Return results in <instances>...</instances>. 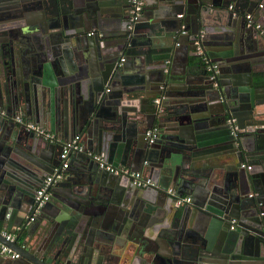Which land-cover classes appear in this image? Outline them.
<instances>
[{"label": "water", "instance_id": "1", "mask_svg": "<svg viewBox=\"0 0 264 264\" xmlns=\"http://www.w3.org/2000/svg\"><path fill=\"white\" fill-rule=\"evenodd\" d=\"M231 1L144 0L142 13L130 22L129 0H0V105L43 122L62 141L81 133L93 154L143 170L159 185L138 187L127 176L99 168L86 153L70 151L71 160L77 155L98 167L87 178L88 186L99 183L100 203L89 191L73 195L61 189L69 184L63 176L34 217L50 216L38 222L45 231L35 238L37 224L29 223L35 193L59 166L62 141L43 147L40 137L11 119L13 111L0 112V218L16 230L22 222L16 210L20 202L28 205L14 239L0 235L19 256L0 254V264H84L79 249L93 243V232L107 227L127 253L140 256L134 264H264V17H253L262 31L246 25L245 18L259 3L258 12H264V0H242L247 9L238 13L229 8ZM99 10L120 17L125 31L118 37L122 47L105 49L101 63L92 67L84 52L95 45L92 28L101 29ZM178 13L182 16L175 17ZM198 48L217 64L215 80ZM19 51L30 54L23 75L19 59H13ZM136 56L140 63L129 74ZM85 61L89 72L82 68ZM70 65L80 66V72L71 77ZM161 93L178 101L163 98L165 114L150 101ZM155 117L160 130L148 142L145 133ZM231 118L234 122H228ZM168 186L175 195L166 192ZM184 193L191 202L176 206L175 196ZM171 215L176 223L168 226ZM186 217L190 230L174 229ZM197 218L214 219L217 228L198 229ZM149 228L157 230L152 242ZM214 237L223 247L213 246ZM186 240L199 250L185 255L192 249ZM103 248L108 261L130 258L126 250ZM186 257L192 261L181 262Z\"/></svg>", "mask_w": 264, "mask_h": 264}, {"label": "crops", "instance_id": "2", "mask_svg": "<svg viewBox=\"0 0 264 264\" xmlns=\"http://www.w3.org/2000/svg\"><path fill=\"white\" fill-rule=\"evenodd\" d=\"M80 1L83 2V3H87L88 2V0H80ZM147 1H149L151 3V2H153L155 0H147ZM230 3L233 4L231 9H233V7H235V10L237 11L236 13H238V10L246 12L247 6L244 5V1L240 0L239 3L237 4L234 0H232ZM258 5H256V7H255L254 11L252 12V14L255 17V19H260L261 20V18L264 17V12L263 11L258 12V10L260 8ZM179 14L180 13L175 14L174 16L175 17H179ZM233 14H235V12ZM98 18H99V21H100V26L99 27L101 29L92 28L93 31H97V38L95 40V45H93L88 51L86 50L84 52L85 60H89L91 65H92V67L94 65H96V64L99 65L101 63V59L100 58H101V55H103V52H104L105 49L111 51L112 48H115V46H117L118 48L122 47L120 45V41H118V37L122 33V31L123 32L125 31L121 27V18L118 17L117 15L111 14V12H109V11L99 10L98 11ZM142 36L143 35H141V37ZM38 42H40L43 45L44 44V38H42L41 40L39 39ZM123 52L125 53V49L122 48V51L120 52V56L123 55ZM182 54L183 53H180V56L179 55L175 56L174 59H177L179 57L181 58ZM13 59L14 60H16V59L18 60L19 59V62H20L19 63V67H20L19 70H20V73L23 75V73L27 70L26 68L28 67V64L26 63V60L30 59V54L27 53V52H24V54H23V53H20V51L17 52V53L13 52ZM132 61H133V64L131 66V69L128 72L129 74H134L135 70L137 69V67H138V65L140 63L137 56H136V58L132 57ZM103 62H104V59L102 60V63ZM169 62H170V60H169ZM84 64L86 66L82 67L83 70L89 72L90 68H89V64H87V61H85ZM176 64H179V63H176ZM202 65L204 67L205 63H203ZM69 67H70V69H69L70 71L68 72V74L71 72L70 76L76 74L77 72H80V66H79L78 70L75 68V65L74 66L70 65ZM45 73H48L46 69H45ZM52 74H53V71L50 70L48 75L52 76ZM10 77L14 81L15 77H16V73H14L13 75L10 74ZM10 84H12V83H10ZM16 91H17L16 88H14V92L15 93H16ZM162 95H163V93H161V94H159L157 96H162ZM163 98L166 99V100H170L171 103L178 102L175 99L174 96H172V97L169 96V98H168V97H165V95H163ZM150 101L152 103L154 101V99H151ZM106 109L108 111L111 110V105H108ZM10 111H13L12 115L19 114L22 117H24L26 121H31V122L41 126L42 128H44L45 130L49 131L50 133H53L59 140H62V137L59 135V133H56V132L50 130L49 128H47L45 126V124H43V122L40 123V122L34 121L32 119V117L27 115V113L24 114L23 112H21L22 110H20L18 108L15 109V110H9V107L7 108V106H6L5 108H3L0 105V112L2 114L8 115V114L11 113ZM165 111H166V105L163 107V113L164 114H165ZM154 125L158 126V121H157L156 117L154 119ZM77 134H81V133H77ZM41 140H42L41 143H42L43 147H45L46 144L50 143V142L44 140L43 138H41ZM82 145H83V151H79V152H82L84 154L86 153V155L87 156L89 155V157L91 156V158H92V155H97V154H93L92 151L87 148V143H86V140L83 137V135H82ZM73 153H76V152L73 151ZM73 158L74 159L71 160L72 158L69 156V161L71 160L72 162H71V164H69V166H68V168H67V170L65 171V174H64L65 177L67 176V181L69 182V184L64 186V187H60V188L63 189V190H66L68 188V190L73 195L76 194L75 192L83 194V195H86L87 192L89 191L88 194H89V196H91L92 200L94 202L100 203V202H98L100 198H96L95 197V195H96L95 191H96V188L99 185V183L95 182L93 180L94 181L93 184H91V186H88V178H87V176H93L94 172L97 171L99 166L97 167L96 165H94V166L92 165V167H91V166H89V163L86 165V162L84 160H82L83 158L79 157L77 155H74ZM145 164L146 163L142 161L140 163L141 168ZM86 171H88V172H86ZM20 172L24 173L22 170ZM142 172H143V170H142ZM146 176H149V175H146ZM151 178H153V177H151ZM156 182H158L157 179H156ZM104 185H105L104 186V190L109 191V189L111 188V185L107 184V183L104 184ZM167 188H172V187L168 186ZM186 195H190V194L184 193L182 196H186ZM13 197H14L13 201L16 203L17 202L16 200L18 199L17 195L13 196ZM87 200H89V198H87ZM27 206L28 205L26 204V202H22V203L20 202V206L16 210V211H18V213H17L18 216H20L19 218L20 219L22 218L21 224H23V222H25L26 216L23 213H24V210H25V208ZM171 208L174 211H175V209H178V208L173 207V205H172ZM178 213L179 212H176V214H178ZM24 216H25V219H24ZM149 216L153 217V215H149ZM185 216H187V214ZM45 218H49L50 219V216L47 215L46 212H45V215L43 216V219H38V217H36L35 219H33V221L32 220L29 221V223H31V224H37L36 227L33 229V233H32L33 237L40 238V234H43V231H45L44 230L45 227L42 229L41 226L38 224V222H40L41 220H42V222L40 224L44 223L46 221V220H44ZM178 220H179L178 223L180 225L178 227H174V229L180 228L183 231V229L185 227L186 230H190V228L188 227V225L186 223L187 217H186V220L184 218L182 220H180V219H178ZM183 222H184V224H182ZM175 223H176L175 217L173 218V215H171L170 218L167 219V224H168V226H172ZM0 224L3 225L6 230H8L9 232L13 233L14 237H15L17 231H19L20 228L22 227L21 224H20L19 226H17V228L15 230L12 226H9V224H7L6 221L2 220V218H0ZM195 224L198 227V229L204 227V228H208L209 230H211V229L215 230L217 228L216 224H218V222L216 220H214V219L213 220H207V219H203V218H197ZM244 226H245V229L248 228L247 225H244ZM82 228L84 229L85 227L82 226ZM223 228L225 230L230 231V229H228V228H225V227H223ZM147 232H148L147 238L149 237V239H151L150 242L154 241L153 238H154L155 232H157V230H154L153 228H149ZM93 236H94L93 237L94 239H92L93 240L92 244H90L89 246H85L84 249H79V253L81 255H82V253H84L83 259L81 257V259H82L81 261L84 262V264H117V262H114V261L111 262V260L108 261V260L104 259L105 253H104L103 244H105V246H108V247L109 246L110 247L114 246L118 250H121V251H125L126 250V253L128 252V250L125 249L126 245H125L124 242L118 243V236L115 234V231H113L111 229V227L98 229L96 232H93ZM96 238H98V239H96ZM214 238H215V240H213V242H214L213 246H215V247H217V246L223 247V241L220 240L219 237H214ZM100 240H102L103 242L100 241ZM113 242H115L114 245L112 244ZM146 242L149 244L148 239L146 240ZM95 243L96 244H101L100 245L101 248L95 247L94 246ZM185 243L190 244L192 246V249H189V248L185 249V252H186L185 255H190L193 252V250H195V249L199 250V248H200L199 245L195 246L189 240H186ZM78 246H79L78 243L74 244V247H78ZM225 247H226V245H225ZM129 253H130V258L132 256V257H134V259L131 260L130 258L123 257L122 260L119 261V264H134L135 260L139 261L140 256L137 253L133 254V252H130V251H129ZM129 253H127V254H129ZM187 261H192V260H190V259H188L186 257L181 262L186 263ZM56 263L57 264H61V262H56ZM135 264H137V262Z\"/></svg>", "mask_w": 264, "mask_h": 264}, {"label": "built area", "instance_id": "3", "mask_svg": "<svg viewBox=\"0 0 264 264\" xmlns=\"http://www.w3.org/2000/svg\"><path fill=\"white\" fill-rule=\"evenodd\" d=\"M129 2H130L129 21L134 22L136 18L142 13L144 0H129ZM258 6L261 7L262 4L259 3ZM229 7L232 8V4L229 5ZM181 16L182 15L179 14V17ZM253 17H254L253 14L250 12L245 14L246 25L250 26L254 24L255 28L260 29L262 31L263 27L261 23L255 22L253 20ZM197 51L198 53L202 55L203 61L205 63V67L209 73V77L215 80L217 77V73H218L217 64L214 62H211L205 55H203V51L200 48H198ZM120 60L122 61L123 58H121ZM166 62H169V60H166ZM106 90H108V88ZM162 99H163V96H156L154 98V102L159 105L158 111H163V106H161ZM10 117L15 123L22 125L26 130L32 131L36 136L41 137L50 143H58L62 141V140H59L53 133H50L49 131L45 130L41 126L31 121H26L25 118L19 114L11 115ZM234 120L235 118H231L228 120V122H234ZM158 131H159V127L157 125H154L150 129H148L145 133V137L147 141L152 142L154 138L157 136ZM70 151H75V152L83 151L81 134H75L70 140L62 141V151L59 155L60 164L58 167L55 168V170L52 173L47 174L44 177L41 185L37 188L36 193H35V198H34V211L32 213V216L30 217L31 220L34 219V217L39 212L43 204L49 200L52 185L58 180H61L63 178L65 174V170L69 165V152ZM92 158L98 162V165L100 168H103L107 170L108 172L115 174V175L127 176L138 187H147V186H154L157 188L159 187L156 181H154L149 176L143 175L142 171L140 170H133L129 166H125V165H112L108 163L107 161H105L99 155H92ZM241 166L246 167L248 169L251 168V165H247L245 163H242ZM166 192L168 194L175 195V190L173 188H166ZM249 195H252V194H249ZM190 202H191L190 195L175 196L176 206H184L186 204H189ZM234 222L235 220L233 219L232 225L230 226L231 229L234 228V224H233ZM0 235L3 236L6 240L14 239V234L6 230L5 227L1 224H0ZM0 254L3 256L10 257V258H17L19 256V254L16 251H14L9 245L3 243L2 241H0Z\"/></svg>", "mask_w": 264, "mask_h": 264}]
</instances>
